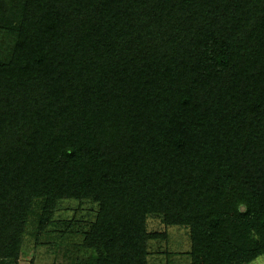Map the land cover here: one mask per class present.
Listing matches in <instances>:
<instances>
[{"label":"trees","instance_id":"trees-1","mask_svg":"<svg viewBox=\"0 0 264 264\" xmlns=\"http://www.w3.org/2000/svg\"><path fill=\"white\" fill-rule=\"evenodd\" d=\"M154 214L264 256V0H0V264H149Z\"/></svg>","mask_w":264,"mask_h":264},{"label":"rangeland","instance_id":"rangeland-1","mask_svg":"<svg viewBox=\"0 0 264 264\" xmlns=\"http://www.w3.org/2000/svg\"><path fill=\"white\" fill-rule=\"evenodd\" d=\"M96 208L91 203L79 205L75 201H64L59 205L57 218L59 220L69 219L75 215V218L81 221L93 219ZM148 230L151 232H165L166 238L151 240L149 246V264H190V236L189 229L179 226H166L160 215H150L147 219ZM29 226L27 231L31 232ZM28 234V233H27ZM25 235V242L22 249V255L19 264H30L35 262H51L55 255L48 246H39L36 248L34 239ZM251 264H264V256L258 257Z\"/></svg>","mask_w":264,"mask_h":264}]
</instances>
